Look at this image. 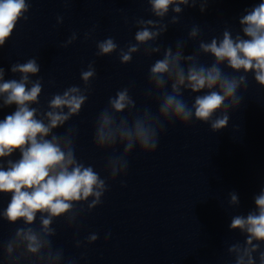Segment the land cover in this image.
<instances>
[{
  "label": "clouds",
  "instance_id": "clouds-1",
  "mask_svg": "<svg viewBox=\"0 0 264 264\" xmlns=\"http://www.w3.org/2000/svg\"><path fill=\"white\" fill-rule=\"evenodd\" d=\"M63 2L68 4L71 0ZM145 2L146 11L154 18L137 16L129 21L127 15L123 17L125 25L136 29L134 42L121 47L111 36L95 42V57L116 53L123 65L130 64L137 54L149 59L160 57L148 68L143 93L146 101H155V112L147 103L138 107L131 95L133 82L109 96L107 106L94 121V146L112 153L105 161L104 176L77 157L79 129L75 125L63 133L56 131L78 117L88 102L92 81L97 78L95 59L80 71L83 86L70 85L62 93L52 94L46 110L33 107L40 104L44 83L37 57L10 65L11 73L18 79H5V68L0 66V109L15 106V111L0 120V194H10L7 206L0 208V221L23 225L6 239L0 237V264H79L86 260V251L79 257H66L64 248L55 246L57 229L53 225L57 220L75 230V248L86 249L94 244L98 233H89L83 240L78 238L81 219L103 204L110 182L128 174L129 156L134 150L154 153L167 127L176 123L187 127L195 120L209 125L213 133L220 132L229 126L230 114L242 106L249 75L264 88V0L244 10L239 17L240 31L225 28L220 36L206 41L201 38L200 25L193 24L186 38L167 46L158 41L170 25L181 23L184 7L199 5L203 13L209 0ZM30 8V0H0V49L17 24L29 19ZM63 22L64 16L57 15L56 25ZM98 27L93 25L84 33V39H93ZM77 39L78 33L73 31L60 47L68 48ZM189 41L195 47L185 55ZM202 56L211 57V63L202 62ZM49 84L54 85V81ZM186 92L192 95L191 104L185 99ZM17 151L20 158L11 159ZM120 183L126 186L124 180ZM228 196L229 205L238 207V193L231 191ZM253 200L254 208L246 215L231 217L229 230L244 237L242 242L227 246L232 264H264V187ZM110 237L111 232L105 233V242Z\"/></svg>",
  "mask_w": 264,
  "mask_h": 264
}]
</instances>
